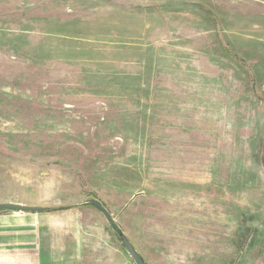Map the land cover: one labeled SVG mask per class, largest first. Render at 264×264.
Here are the masks:
<instances>
[{
    "label": "rangeland",
    "instance_id": "1",
    "mask_svg": "<svg viewBox=\"0 0 264 264\" xmlns=\"http://www.w3.org/2000/svg\"><path fill=\"white\" fill-rule=\"evenodd\" d=\"M90 199L146 264H264V0H0V202L136 264Z\"/></svg>",
    "mask_w": 264,
    "mask_h": 264
},
{
    "label": "crops",
    "instance_id": "2",
    "mask_svg": "<svg viewBox=\"0 0 264 264\" xmlns=\"http://www.w3.org/2000/svg\"><path fill=\"white\" fill-rule=\"evenodd\" d=\"M81 209L40 212L0 210V226H9L6 228L8 231L0 230V264L51 263L53 256L64 254L62 248L59 250L58 245L54 244L57 239L53 238L57 226H85L77 213L72 215L75 210L80 212ZM60 230L62 235L66 234L64 227H60ZM32 249L36 252L32 253ZM30 259H33V262ZM55 261L58 262V259Z\"/></svg>",
    "mask_w": 264,
    "mask_h": 264
},
{
    "label": "water",
    "instance_id": "3",
    "mask_svg": "<svg viewBox=\"0 0 264 264\" xmlns=\"http://www.w3.org/2000/svg\"><path fill=\"white\" fill-rule=\"evenodd\" d=\"M88 203L105 216L111 228L116 232L121 243L126 248L130 256L136 262V264H146L144 258L141 256V254L137 252L134 245L123 233L121 228L117 225V223L115 222L109 211L104 207V205L96 199H90ZM0 210L19 211V212H40L44 210V207L25 205L15 202H0Z\"/></svg>",
    "mask_w": 264,
    "mask_h": 264
},
{
    "label": "trees",
    "instance_id": "4",
    "mask_svg": "<svg viewBox=\"0 0 264 264\" xmlns=\"http://www.w3.org/2000/svg\"><path fill=\"white\" fill-rule=\"evenodd\" d=\"M44 210H45V211H46V210H50V208H46V207H45Z\"/></svg>",
    "mask_w": 264,
    "mask_h": 264
}]
</instances>
